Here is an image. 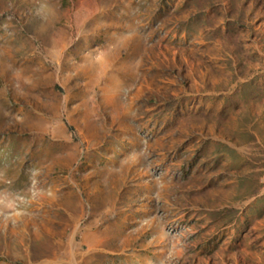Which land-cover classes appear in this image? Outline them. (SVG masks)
Here are the masks:
<instances>
[{"label": "rangeland", "instance_id": "rangeland-1", "mask_svg": "<svg viewBox=\"0 0 264 264\" xmlns=\"http://www.w3.org/2000/svg\"><path fill=\"white\" fill-rule=\"evenodd\" d=\"M0 264H264V0H0Z\"/></svg>", "mask_w": 264, "mask_h": 264}, {"label": "crops", "instance_id": "crops-1", "mask_svg": "<svg viewBox=\"0 0 264 264\" xmlns=\"http://www.w3.org/2000/svg\"><path fill=\"white\" fill-rule=\"evenodd\" d=\"M119 77H120V80H121V78H123V75H121V76L119 75ZM120 84H121V82H120Z\"/></svg>", "mask_w": 264, "mask_h": 264}]
</instances>
